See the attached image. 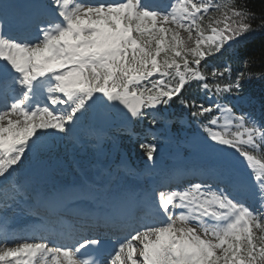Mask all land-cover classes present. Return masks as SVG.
Masks as SVG:
<instances>
[{"label": "snow or ice", "instance_id": "snow-or-ice-1", "mask_svg": "<svg viewBox=\"0 0 264 264\" xmlns=\"http://www.w3.org/2000/svg\"><path fill=\"white\" fill-rule=\"evenodd\" d=\"M49 4L27 13L13 0H0V60L10 66L0 73L3 202H16L23 193L25 202L34 200L44 209V223L50 218L63 222L68 215L76 216L82 228L90 220L124 222L127 230L117 237L118 248L98 252L104 264H264V237L256 234L264 230V158L252 154L256 135L264 127L257 128L250 114L235 115L233 107L219 102L223 93L239 94L248 74L241 63L234 82L209 83L221 81L226 73L231 76L233 69L224 67L226 53L222 66L202 63L225 52L226 45L244 33L264 28V14L255 24L251 13L219 0H170V6L160 11L145 0H49ZM13 18L27 20L39 35L31 40L4 35V23ZM47 74L55 81L49 105L28 110L24 100L33 82ZM259 78L264 79V71ZM189 81H198L200 90H207L216 102L186 97ZM17 85L23 90L21 98L13 95ZM172 103L183 105L206 136L174 131L186 121L168 114ZM145 116L150 125L145 138L150 135L152 140L139 142L146 158L143 168H130L126 154L119 156V163L113 160L114 169L105 164L120 152L117 133L127 131L132 140H140L132 128ZM221 118L226 124L235 122V133L216 130ZM109 142L111 152L105 150ZM69 146L73 152L90 147L94 161L85 167L73 156L80 179L56 183L57 170H66L61 149L67 152ZM170 146L184 156L194 152L201 162L165 167ZM222 146L239 151L251 173L241 176L227 167ZM121 168L137 180L150 176L153 182L113 194L111 184ZM182 173L199 182L182 191L160 190ZM44 184L52 187L44 190ZM257 194L259 206L252 209L245 200ZM100 197L109 206L107 212L80 206ZM177 201L188 213L175 216ZM206 217L224 223L209 224ZM193 220L199 222V231L190 226ZM39 241L0 248V264H40L44 256L51 264H78L81 249H100L98 240L86 236L68 242L41 236Z\"/></svg>", "mask_w": 264, "mask_h": 264}, {"label": "trees", "instance_id": "trees-1", "mask_svg": "<svg viewBox=\"0 0 264 264\" xmlns=\"http://www.w3.org/2000/svg\"><path fill=\"white\" fill-rule=\"evenodd\" d=\"M219 2L228 5L234 4L242 7L244 10L253 15L255 24L259 23L260 16L264 14V0H219ZM246 33H249V35L240 39L235 44L227 47L225 52L216 54L213 57H209L207 61L202 63H207L210 68L213 66H222L224 63L225 53L227 54V58L229 60L227 64H224V67H231L233 69L232 75L229 76L226 73L221 81H209V83L219 82L222 86L223 83H227L229 81L234 82L235 73L237 70H239L241 63H243V68L248 74V78L247 80L243 81V88L239 91V94L242 96L241 105L244 109H254L259 107L261 110V116L259 117V120L261 121L259 122L264 124V79L259 78L260 73L264 71V28H256ZM229 48L232 49L231 52H227V49ZM250 56L255 57L253 62L247 61V57ZM220 70L223 71V67H221ZM206 93L207 90H200L198 81H189L188 85H186L184 95L186 97H195L198 101H203L204 95ZM230 95L235 94H221V100L227 101ZM171 112L175 115L183 116L184 114H188L190 116L191 124L194 127L184 130L185 136H197L203 132V130L200 129L199 125L195 122V118L191 116L190 112L183 105L179 103H172ZM216 114L217 112H214L213 116H216ZM210 118L211 117H209V119ZM134 125L139 133L140 140H132L130 135L123 133V131L119 132V138L121 141L120 154H126L134 164L143 166L146 158L144 157L143 152L139 149V142H150V136L145 138V128L146 125H148L147 116L142 118V120L136 121ZM249 126H251V123ZM180 129V127H177L175 130L179 131ZM233 129L234 128L232 127V129H229L228 132L234 133ZM261 131H264V129H261ZM262 134H264V132H262ZM260 144L261 147H256V150L252 152V154L258 159L264 158V138ZM243 147L251 150V146L244 145ZM256 234L258 237H264V233L262 232Z\"/></svg>", "mask_w": 264, "mask_h": 264}, {"label": "rangeland", "instance_id": "rangeland-1", "mask_svg": "<svg viewBox=\"0 0 264 264\" xmlns=\"http://www.w3.org/2000/svg\"><path fill=\"white\" fill-rule=\"evenodd\" d=\"M72 2H74V0H70V3H72ZM38 7H39V4L36 3V4H34L33 9L36 10ZM184 35H186V34H184ZM2 66L4 67V70H5L6 67H10V66L7 65L6 61H2ZM17 75H18V73H17ZM15 98H17V97L15 96ZM170 147H172V146H170ZM170 147H168L167 149H169ZM76 156H77L78 160H80L85 167L87 166V163L89 161H94V153H93V151H92V149L90 147L89 148H85V149L77 148ZM173 157L175 158V161L170 166H173L175 164H187L189 162L190 163H199V162H201V161L195 160V158H192V157L181 158L179 156V153H177V152H176V154L173 155ZM60 158L63 160L64 165H66V170L64 168L58 169L57 172L53 176V180L56 183L62 182L63 184H69V183H71L73 181V180H71L72 176H75L77 173L79 174V179H80V173L75 170V167L72 164V158L68 154V151L65 152L63 149H61ZM106 160L112 166L113 169L115 168V163H118L116 161H115V163H113V160H114L113 158L106 159ZM223 162L226 164L225 160H223ZM226 166L232 169V167L230 165L226 164ZM123 173H126V169L125 168H121L119 170V172L117 173V175H120V174H123ZM239 174L241 176L247 175L245 173H239ZM127 179L133 182V180L136 179V178L134 176H132L131 174L127 173ZM44 185H45V190H47L50 187H52L51 184H44ZM18 198H17L16 202H13L12 200H9V201H7V204H5L3 202L2 196H0V221L3 224L13 225L15 228L19 224H22L27 219L26 212L29 211V210H26L23 206L24 205H26L27 207L30 206L28 201L25 202V199L21 195ZM176 203L178 205L179 201H177ZM256 204H259V199H255L254 200V202L252 204V207H254ZM175 210H176V208H174L173 211H175ZM32 213L31 214L29 213V214L30 215L36 214L35 216L40 215L39 211H36V213H33V214ZM176 216L178 217L179 215H176ZM177 226H180V225L178 224ZM190 226L193 227V228H196L198 231L200 230V227H197V226H195L193 224H190ZM32 235L33 234H31V236ZM37 235H39V234H37ZM2 238L4 240H6L8 238V236L5 235ZM48 238H50V237H48ZM43 261H45V262H43ZM43 261H42L43 263H41V264H45V263L49 264V260L47 261L46 256H44Z\"/></svg>", "mask_w": 264, "mask_h": 264}, {"label": "bare ground", "instance_id": "bare-ground-1", "mask_svg": "<svg viewBox=\"0 0 264 264\" xmlns=\"http://www.w3.org/2000/svg\"><path fill=\"white\" fill-rule=\"evenodd\" d=\"M60 184H63V183L60 182ZM126 185L128 186L130 184L128 183ZM29 213H30V211H29ZM26 216H27V219L22 224H19L12 231L7 230L6 226L3 225L4 230L0 234V248H2V247H15L17 243H24V242H26V240H27V242H30V243L31 242H40L39 241L40 237L37 234L45 233L47 235L52 234V236H55V235H57V233H59L58 229H60V228H58L57 223L55 224L56 226L52 227V224H51L52 219H49V221L47 223L43 222L42 218L45 216V213L42 212L40 214V216H31V215H26ZM55 228H58V229H55ZM77 230H79V229H77ZM31 234H33V235L31 236ZM5 235L9 236V238H7L6 240H4L2 238ZM72 235H73V230L72 231L68 230V231H66V233L60 234L59 239L61 241H66V240L73 241L74 237ZM33 237L35 239H32ZM43 258L42 257L40 258V264L45 262V261H43ZM25 259H27V257H25ZM46 259H47V261L49 260V264H51L50 257L46 256Z\"/></svg>", "mask_w": 264, "mask_h": 264}, {"label": "clouds", "instance_id": "clouds-1", "mask_svg": "<svg viewBox=\"0 0 264 264\" xmlns=\"http://www.w3.org/2000/svg\"><path fill=\"white\" fill-rule=\"evenodd\" d=\"M262 233H264V230H261Z\"/></svg>", "mask_w": 264, "mask_h": 264}]
</instances>
